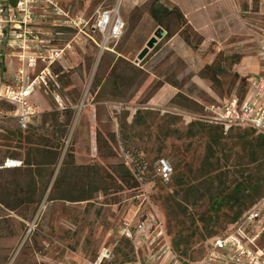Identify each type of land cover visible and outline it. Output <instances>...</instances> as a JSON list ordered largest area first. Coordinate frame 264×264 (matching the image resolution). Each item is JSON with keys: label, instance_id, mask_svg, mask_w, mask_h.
Segmentation results:
<instances>
[{"label": "rangeland", "instance_id": "1", "mask_svg": "<svg viewBox=\"0 0 264 264\" xmlns=\"http://www.w3.org/2000/svg\"><path fill=\"white\" fill-rule=\"evenodd\" d=\"M150 1L58 0L87 16L116 9L125 30L107 45L112 51L71 44L60 92L73 111L69 125L50 98L27 129L4 121L0 167L8 160L25 163L30 152L23 137L32 133L58 146V160L53 165V156L42 154L38 166L0 174V264H161L157 252L164 244L183 264H199L211 240L264 198V146L257 134L217 130L223 146H215L202 121L212 97L230 95L239 79L258 73L244 22L252 31L264 27V0H160L178 4L186 21L201 29L164 36L136 61L158 28L147 12ZM73 33L67 29L60 41ZM218 53L220 82L202 80L199 69ZM121 148L165 158L173 181L134 188ZM68 198L76 200H61ZM142 223L146 237L138 233Z\"/></svg>", "mask_w": 264, "mask_h": 264}, {"label": "built area", "instance_id": "2", "mask_svg": "<svg viewBox=\"0 0 264 264\" xmlns=\"http://www.w3.org/2000/svg\"><path fill=\"white\" fill-rule=\"evenodd\" d=\"M244 23L256 45L258 73L245 78L243 95L232 93L224 101L215 98L206 105L202 121L224 131L240 128L264 136V27L252 31ZM46 24L52 29H45ZM67 29L74 36L61 42L59 37ZM124 30L125 22L116 9L87 16L71 13L58 0H14V5L0 0V133L7 119L25 130L44 112L36 95L50 98L57 111L66 107L60 95L64 72L54 70L72 50V43L83 47L91 43L101 52L112 51L107 45L116 44ZM120 159L139 185L150 180L164 185L172 182L174 169L165 158L151 160L142 151L121 148ZM20 165L14 160L3 164L7 168ZM137 227L139 235L146 237L144 224ZM160 259L161 264H182L167 244L157 252ZM199 264H264V198L246 210L228 232L211 240Z\"/></svg>", "mask_w": 264, "mask_h": 264}, {"label": "trees", "instance_id": "3", "mask_svg": "<svg viewBox=\"0 0 264 264\" xmlns=\"http://www.w3.org/2000/svg\"><path fill=\"white\" fill-rule=\"evenodd\" d=\"M169 2V1H168ZM166 1V3H161L160 0H151L148 6V15L150 19L154 22L158 28H161L164 33L165 37L168 39L174 38V37H179L182 38V35L187 29L192 28L191 25L186 21L184 14L181 12L178 6L176 5H169ZM171 4V3H170ZM193 29V28H192ZM194 31V30H193ZM184 42L186 44H189V39L188 38H183ZM221 55V53H218L215 58L210 62L205 65H203L199 69V77L202 80H208L210 82H220V76L223 74V70L217 66V56ZM119 59H116L115 62L109 67V73H111L114 69V66L116 62H118ZM239 61V58H238ZM59 68H56L54 70L55 73H59ZM69 70H66L64 74L60 75V82H61V87H63V81L62 78L63 76L68 73ZM237 79V78H236ZM238 88L233 90L232 93H236L238 96H241L245 92L246 88V80L245 78H241L238 81ZM231 93V94H232ZM230 94V95H231ZM230 95L225 96V97H212V100L215 98H218L220 101H224L227 99ZM9 109V107H8ZM11 109V108H10ZM57 111V110H56ZM64 113L66 117L65 125H69L72 117H73V111L71 110L70 107L66 105V107L60 111ZM97 120V119H96ZM207 132L209 134V138L211 139V142L215 146H223L216 136V131L220 130L221 132L224 131L222 127L218 126H213V125H208L207 127ZM247 130V129H244ZM253 132V131H252ZM255 133V132H253ZM97 133L96 135H98ZM24 142L28 145V151L33 153V158H30V154L28 155L27 159L25 160V163L21 162V165L19 167H11L7 168L4 166L0 167V174H11V175H16V174H21L25 168L28 167H35L38 166V156L42 154H51L53 156V162L51 164H55L58 160V146L53 147L50 141H43L44 139L42 137H37L36 135L28 134L27 136L23 137ZM257 142L264 146V136L257 134ZM155 160V159H154ZM127 175L131 176L132 182H133V187L137 188L139 184L136 182V180L133 178V176L130 174V172L127 170ZM173 181V179H172ZM59 185V180L56 179L54 182V187ZM42 198V197H41ZM61 200H66L70 202H75L76 199L73 198H68V199H61ZM216 205H220L221 201L214 202ZM249 208V207H248ZM242 217V214L237 215L233 219V223L237 222L240 218ZM221 236V235H220ZM217 237V236H216ZM128 243H131L130 240L126 239ZM183 264V263H182ZM189 264H195V263H189Z\"/></svg>", "mask_w": 264, "mask_h": 264}, {"label": "water", "instance_id": "4", "mask_svg": "<svg viewBox=\"0 0 264 264\" xmlns=\"http://www.w3.org/2000/svg\"><path fill=\"white\" fill-rule=\"evenodd\" d=\"M11 4L14 5V0H10ZM165 36L164 31L161 28H157L153 36L148 40L145 47L138 54L136 61H142L143 58L148 54L149 50L153 49L157 41Z\"/></svg>", "mask_w": 264, "mask_h": 264}, {"label": "crops", "instance_id": "5", "mask_svg": "<svg viewBox=\"0 0 264 264\" xmlns=\"http://www.w3.org/2000/svg\"><path fill=\"white\" fill-rule=\"evenodd\" d=\"M61 6V5H60ZM176 6H178V4H176ZM62 7V6H61ZM179 7V6H178ZM63 8V7H62ZM186 18H187V16H186ZM193 21V20H192ZM188 22L191 26H193L195 29H196V31H199L200 29H201V26L200 27H195L194 26V23L193 22ZM193 23V24H192ZM173 39V38H172ZM57 68H59L60 70L59 71H62V72H65L66 70H68L69 69V67H67V66H65V59L64 60H62L58 65H57ZM36 97H37V100H38V102L42 105L43 103H44V100L45 99H43L41 96H39V95H36ZM38 98H40V100L38 99ZM44 105H46V104H44ZM65 105H66V103H65ZM48 106V105H47ZM90 107H92V106H90ZM94 116H93V121L94 122H97V123H99V118L97 117V113L95 112V110L97 109V107L96 106H94ZM97 119V120H96ZM96 124V123H95ZM97 125V124H96ZM252 206V205H251ZM250 206V207H251ZM249 207V208H250ZM248 208V209H249ZM247 209V210H248ZM243 215V214H242Z\"/></svg>", "mask_w": 264, "mask_h": 264}]
</instances>
